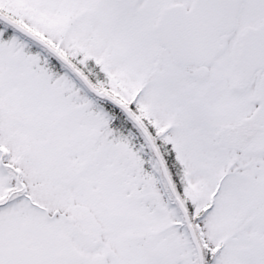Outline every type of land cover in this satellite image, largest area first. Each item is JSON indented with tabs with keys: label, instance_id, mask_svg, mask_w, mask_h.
I'll return each mask as SVG.
<instances>
[{
	"label": "snow or ice",
	"instance_id": "obj_1",
	"mask_svg": "<svg viewBox=\"0 0 264 264\" xmlns=\"http://www.w3.org/2000/svg\"><path fill=\"white\" fill-rule=\"evenodd\" d=\"M0 264H264V0H0Z\"/></svg>",
	"mask_w": 264,
	"mask_h": 264
}]
</instances>
